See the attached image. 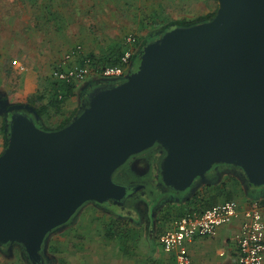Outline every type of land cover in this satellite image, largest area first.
Segmentation results:
<instances>
[{"label":"water","instance_id":"1","mask_svg":"<svg viewBox=\"0 0 264 264\" xmlns=\"http://www.w3.org/2000/svg\"><path fill=\"white\" fill-rule=\"evenodd\" d=\"M217 2L210 20L146 43L138 69L90 92L65 126L46 130L33 107L17 106L0 154V244L38 259L47 234L85 203L127 197L113 174L155 144L172 193L217 164L264 186V0Z\"/></svg>","mask_w":264,"mask_h":264},{"label":"rangeland","instance_id":"2","mask_svg":"<svg viewBox=\"0 0 264 264\" xmlns=\"http://www.w3.org/2000/svg\"><path fill=\"white\" fill-rule=\"evenodd\" d=\"M77 1L74 7L77 21L82 26L88 27L90 33L101 37L102 40L99 43L105 42L107 44L109 41H113L114 48L123 47V55L129 50L133 55L138 43L150 42L158 36L160 34L158 32L164 23L182 18L193 20L196 17L213 12L218 5L217 0H102V3L106 4L105 11H103V14H98L99 10L95 5H91L89 0ZM26 2V0H0V96L2 97L1 101L5 99L6 103L10 105L23 103L29 95L36 94L35 92L30 94H21L20 92L23 73L28 72L27 68L29 71H34V66H36L33 63V59L36 58L34 53L40 52L41 55L53 53L52 49L48 47L38 48L32 46L29 59L25 60L26 63L19 59L18 54L21 50L18 47L19 37L31 38L33 33L29 34V30L32 31L33 27H37L34 21V13L29 7V2ZM124 2H126L125 6L119 10V5H123ZM124 10L130 13L131 18L133 17L131 13L136 14L131 20L132 27L130 29H125L123 25V23L128 24V21L121 15ZM130 36L135 38L133 42L128 41ZM32 40L28 44L29 46L34 44ZM8 43L10 46L6 47ZM77 44L73 48H63L57 51L58 57H54L55 60L50 68V77L54 83L62 81L56 76V71L62 70L63 67H79L82 65L84 58L89 56L88 53H83L84 45ZM14 60L18 61L23 67V69L19 67V74L12 73L9 68L13 66ZM64 62L65 65L63 66ZM140 62L135 61L136 66ZM88 79L89 77L80 81L79 87L88 86L90 84ZM99 79V81L119 83L125 78L101 76ZM37 93L42 92L37 90ZM70 115L57 113L52 121L45 123L44 119H41L39 120L40 123L37 122V124L41 127L45 124L55 126ZM60 117L64 118L61 119ZM3 141V135L0 132V142ZM232 176L237 177L239 184L231 183ZM240 178L241 175L238 172H225L209 186L227 182L229 185L227 190L234 194V197L230 200H234L240 205L242 204L240 201L244 199L243 197H246L244 185L240 182ZM193 185L195 186V183ZM194 186L190 190H193ZM168 192H171V194ZM165 194L174 195L172 191H167ZM191 197L192 195L187 199ZM187 199L184 198L183 201ZM225 200L224 196H221L219 201L223 202ZM183 201L174 199L166 201L165 206L158 210L151 209L149 204L146 206L138 201L135 204V209L131 211L133 212L131 216H134V218L137 216L142 218L138 224L129 223V220L124 217H122V220H117V218L111 217L94 204H89L93 203L90 201L82 207V210L78 213L79 215L77 214L78 219L76 218L77 220L69 227L62 229L52 241L50 251L55 255L53 264H153L151 259H155L158 254L163 252L158 239L155 240L158 229L163 224L161 217L169 211L174 213L175 205ZM252 201L259 204L257 200ZM154 219L156 223L153 227H149L147 222ZM172 219L175 220L176 218L173 217ZM0 264L23 263L17 254L8 258L0 252Z\"/></svg>","mask_w":264,"mask_h":264},{"label":"crops","instance_id":"3","mask_svg":"<svg viewBox=\"0 0 264 264\" xmlns=\"http://www.w3.org/2000/svg\"><path fill=\"white\" fill-rule=\"evenodd\" d=\"M26 1L29 2V7L34 13V21L37 27H33L32 31L29 30V34L33 33L31 38L26 39L19 37L18 47L21 48L20 54H18L19 59L26 63L25 60L29 59L30 52L32 51L30 48H32V46L38 48L48 47L52 49L53 53L44 55H41L42 53L40 52L34 53V55L36 54V58L33 59V63L36 66H34V71H29L27 68L28 72L25 71L23 73L20 82V92L21 94H30L33 92L37 93V90H41V92L46 96L45 101H48L51 93L56 91L55 84L50 77V68L51 64L55 60L54 57H58V50L63 48L70 49L77 46V43H81L84 45L83 53H88L89 56L95 55L97 57H101L111 53V49L114 48V42L109 41L107 44L105 42L99 43L102 38L97 37L94 33H90L88 27L82 26L81 23L77 21L74 9L78 2L77 0ZM89 1L91 2V5H95L99 10L98 14H103L106 4L102 3V0ZM125 3L126 2H124L123 5H119V10L125 6ZM73 4L74 6H72ZM129 14L130 13L125 12V10L121 12L122 17L128 21V24L122 22L125 29H130V27H132L131 20L136 16V14L131 13L133 15L131 18V15ZM150 26L153 27L152 25ZM31 40L34 44L29 46L28 44L31 43ZM9 46V43L6 44V47ZM9 68L12 73L19 74L18 66L13 65ZM89 79H91V77H89ZM76 83L79 87V82ZM89 85L91 88H97L94 84L92 85V83ZM89 94H81V92L77 90V95L71 96L65 102L61 113H66L67 115L76 111L78 113L87 102L86 100ZM52 111H54V109H52ZM60 118L62 119L64 117ZM234 178L237 179V177ZM240 182L244 185V193L246 194V197H243L244 199L240 201L242 203L240 204V207L243 209L251 205V203H253L252 200H257L264 218V186L256 187L254 185H250L248 181L244 183L242 179H240ZM242 224L243 216H240L231 223L220 226L214 236H198L190 241H187L186 246L188 254L191 258V264H239V246L237 236L240 233ZM155 240H157V235ZM162 251L163 252L158 254L155 259H151L153 264H178L173 253L165 252L163 248Z\"/></svg>","mask_w":264,"mask_h":264},{"label":"flooded vegetation","instance_id":"4","mask_svg":"<svg viewBox=\"0 0 264 264\" xmlns=\"http://www.w3.org/2000/svg\"><path fill=\"white\" fill-rule=\"evenodd\" d=\"M159 36L160 35L156 36L151 41L157 39ZM138 67L139 64L136 66L135 63L130 69L125 71L123 76L116 78L124 79L125 76L136 71ZM107 83L108 82H106V84ZM1 98L2 97L0 96V120L1 123L4 122L6 125V123L10 122L12 114L17 110L16 108L19 104H7L5 99L4 101H1ZM37 122L40 123V121ZM7 135L8 132L6 133V137ZM6 147L7 146H5L4 141L0 142V154L5 150ZM164 156L165 150L159 144H155L140 153L130 156L126 160V162L113 174V178L117 183L129 186L130 191L128 192L129 194L127 195V197L120 200H109L103 204L97 202L89 204H94L102 211L109 214L111 217L117 218V220H122V217H124L129 220V223L133 222L135 224H138L142 218L138 216L134 218V216H131V214L133 213L131 211L132 209H135V204L138 203V201H141L142 204L146 206L149 204V207L151 209L158 210L165 206L164 203L166 201H170L173 199L176 201H183L184 198L187 199V197H189L190 195H192L193 197L195 194H197V192L205 187H208L214 181H217L218 178H220L225 172H238L240 173V175L242 174L241 169L237 167L228 164H217L214 165L211 170L206 173L204 179L200 178L199 180L197 179L198 181L196 180L194 186L195 188L193 190L188 189L184 192L172 193L174 195H169L171 194V192H168L169 194L166 195L165 192L169 189L164 187L160 180V164ZM244 183H246V181H244ZM189 199H187L186 201H188ZM186 201L184 200L183 202ZM82 207L75 215H77L82 210ZM75 215L66 224L55 228L49 234H47L42 248L39 251L38 259L36 260L32 259L27 253L25 247L18 242H8L5 244H0V252L8 258L16 256L17 254L23 264H53L55 262V255L50 251L52 241L62 229L69 227L75 222V220L78 219L79 214L77 216ZM147 223L149 227H153L156 221L154 219Z\"/></svg>","mask_w":264,"mask_h":264},{"label":"built area","instance_id":"5","mask_svg":"<svg viewBox=\"0 0 264 264\" xmlns=\"http://www.w3.org/2000/svg\"><path fill=\"white\" fill-rule=\"evenodd\" d=\"M134 37L128 38L133 42ZM69 57V56H68ZM67 57V58H68ZM132 53L127 51L120 64L105 66L97 70L93 59L86 56L81 66L56 71V76L66 82H80L97 73L103 77H121L132 66ZM14 66L23 69L14 60ZM65 62L63 63V66ZM243 216V224L237 236L239 246V264H264V218L258 203L241 208L234 200H225L202 212H192L176 218L159 236V242L165 252L173 253L178 264H191L186 242L195 237L214 236L218 228Z\"/></svg>","mask_w":264,"mask_h":264},{"label":"trees","instance_id":"6","mask_svg":"<svg viewBox=\"0 0 264 264\" xmlns=\"http://www.w3.org/2000/svg\"><path fill=\"white\" fill-rule=\"evenodd\" d=\"M218 9L217 8L208 14L201 15L199 17H196L193 20H188L185 18L182 19H177V20H171L167 23H164L161 26V29L158 33L159 35H162L164 32L176 27V26H188L191 24L199 23V22H204L210 20L212 17L215 16L216 12ZM148 42L144 43H138L137 49L135 53L131 57V62L133 65L135 64V61H141L140 56L143 52V48ZM111 53L97 57L95 55H90V57L93 59V62L95 66L97 67V70L100 71L105 66L109 65H117L120 64L121 62V56L123 55V47H115L111 49ZM141 63V62H140ZM140 65V64H139ZM100 73H97L93 76H91V79H89L90 83L92 85L94 84L96 87H99L101 84L103 85H115L117 83L115 82H108L107 81H99ZM55 84V92L51 93V96L49 97L48 101H45V94L43 93H36L33 95H29L23 103H19V105H27L31 106L34 108V110L37 112L38 115H40L45 123H48L53 120V117L57 113H61L63 106L65 102L71 97L77 95V90H79L82 93L89 94L94 88L90 87V85L86 87H78L76 82H66V81H57L54 83ZM88 100V98H87ZM86 100V101H87ZM54 109V111H52ZM77 115V111L72 113L70 116L62 119L60 122H58L57 125L52 126V125H46L43 126L44 129L46 130H55L59 129L63 126H65L68 122H70L75 116ZM8 123L2 122L0 123V132L3 135V140L5 142V146L8 145L9 141V131H8ZM8 132V135L6 137V133ZM232 184H239V181L235 179L234 177L231 180ZM228 183L227 182H222L219 185L215 186H208L205 187L203 190H200L195 194L191 199H189L186 202H180L177 205H175V212H166L165 214L162 215L161 220H162V225L158 229V234H157V239L159 238L160 234L163 233L168 227L171 225V221H173V217L178 218L181 217L185 214L192 213V212H202L208 207H211L217 203H219L221 196H224L226 200H230L234 197V194L231 191H228ZM254 187V186H252ZM207 188V190H206ZM212 188V189H209ZM251 194V191H250ZM254 198V197H253ZM158 220V219H157ZM168 223V225L165 227V225Z\"/></svg>","mask_w":264,"mask_h":264}]
</instances>
